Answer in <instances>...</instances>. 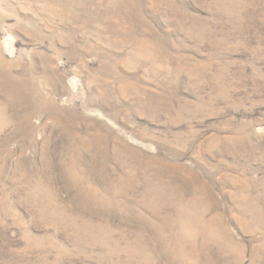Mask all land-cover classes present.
<instances>
[{
	"label": "rangeland",
	"instance_id": "rangeland-1",
	"mask_svg": "<svg viewBox=\"0 0 264 264\" xmlns=\"http://www.w3.org/2000/svg\"><path fill=\"white\" fill-rule=\"evenodd\" d=\"M0 264H264V0H0Z\"/></svg>",
	"mask_w": 264,
	"mask_h": 264
}]
</instances>
